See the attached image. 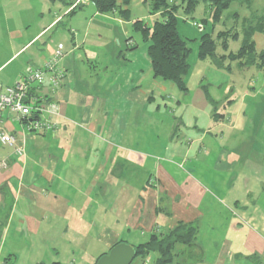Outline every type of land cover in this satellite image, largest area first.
Listing matches in <instances>:
<instances>
[{
  "label": "crops",
  "instance_id": "obj_1",
  "mask_svg": "<svg viewBox=\"0 0 264 264\" xmlns=\"http://www.w3.org/2000/svg\"><path fill=\"white\" fill-rule=\"evenodd\" d=\"M37 1L26 0L18 11L0 0V84L14 86L59 49L66 80L55 92L47 85L40 91L55 106L54 114L43 115L54 130L30 133L17 116L0 111V131L24 148L20 156L0 145V264H9L12 251L49 240L61 246L62 258L82 252L70 264H93L96 246L105 252L130 238L140 242L134 246L145 244L180 223L196 228L195 245L177 246L170 264H264V168L258 161L264 156L256 159L264 146L261 123L248 121L243 102L230 97L220 104L201 83L191 92L187 76L182 95L194 94L173 104L166 90H181L153 76L147 47L124 37L120 53H77L84 22L72 19L70 40L62 35L57 43L47 35L61 16L33 29L23 19L35 13ZM92 4L82 0L79 10ZM94 9L96 17L126 21ZM143 14L137 20L148 17ZM93 24L94 18L83 32ZM252 165L259 166V178L247 175ZM147 259L155 264L158 254Z\"/></svg>",
  "mask_w": 264,
  "mask_h": 264
},
{
  "label": "rangeland",
  "instance_id": "obj_2",
  "mask_svg": "<svg viewBox=\"0 0 264 264\" xmlns=\"http://www.w3.org/2000/svg\"><path fill=\"white\" fill-rule=\"evenodd\" d=\"M85 1V0H84ZM130 3L128 5V9L130 10V21L126 20L124 25L108 21L107 18L102 16H95V5H89L82 10H77L75 13L69 14L66 13V10H73L74 6L77 4H82V0H47V1H37V10L34 12H27L23 15V19L29 21L32 24V29L35 28L36 25L44 22L47 18L55 19L59 16L62 17V22L57 28L51 31L47 37L52 35L53 39L57 43H62V35H64L68 40H70V26L69 23L73 19L75 24H78L79 21L84 22V31L86 32L87 25L85 23H89L94 18V24L89 28L90 30L85 34L83 30L78 29L82 35L80 39V43L82 44L81 49L79 51H91L96 50L99 53H107L111 52L110 50H116L119 53L121 51H125V39L131 38L135 40L139 47H146L147 44L142 41V35L139 33L135 27L134 19L137 20L140 17H143V10H145L146 15L148 16L145 19H141L146 25L152 26L156 19L152 18L151 10H150V0H129ZM248 2L240 3L233 2L231 6L223 12L221 19L219 22L215 23L211 14V9L207 8L204 3L199 4L194 13L191 16H186L183 10H180L178 17V32L181 37H183L191 49V54L189 56V63L191 65V70L188 75V87L191 89V92H194V89L201 83L205 85H209L210 91L216 100H224L237 99L238 102H243V105L246 109V115L248 117V121H255V119L260 122V126L258 130L260 132V136L258 138L259 143L262 142L261 147L264 146V68H260L257 66H251L248 68L239 66L238 62H231L230 60L223 61L225 68L219 67L216 62L213 61L212 58L200 60L198 50L200 45V27L196 26V23H201L202 20L208 21L206 26V32L210 33L214 39L216 40V55L217 58L222 56H228L230 53H236L243 42V31L244 26L247 21L253 20V24L256 25L258 23L259 18L261 16L264 17V0H246ZM72 2V6L70 8L63 5V3ZM122 4L124 0H118ZM7 5L9 7H17V10L22 11L24 6L28 4L26 0H6ZM142 6H141V5ZM34 5V3H33ZM8 8V7H7ZM77 8H80L77 6ZM92 8V9H91ZM16 9V8H15ZM16 10V11H17ZM92 10V11H91ZM13 11V10H12ZM82 11V12H81ZM14 12V11H13ZM41 13L44 14V19H41ZM69 14V15H68ZM84 14V15H81ZM235 14L237 16L235 17ZM107 17H110L109 14H101ZM142 15V16H141ZM82 17V18H81ZM36 21V22H35ZM105 24V26H98V24ZM264 25V20L263 24ZM113 30V32H108ZM232 30L235 33H238V38L228 37L227 40H218L219 34L222 32H226ZM77 31V30H76ZM125 32V34H124ZM86 35V36H85ZM100 35L103 36L100 39ZM55 36V37H54ZM113 36L116 37L114 40ZM125 37V39H124ZM257 53L260 55L264 51V31H258L255 35ZM44 38L42 41H45ZM118 40V41H117ZM101 44V45H100ZM226 45V47H225ZM40 44H37L35 48H39ZM230 68L228 69V67ZM104 71L105 68H102ZM112 73L109 72L108 76ZM182 91L178 89L166 90L165 95L167 99L173 104L176 103L178 99H189L192 97L194 93H190L189 97L186 95H182ZM183 96V97H182ZM224 102H220L222 104ZM226 103V101H225ZM220 110V109H219ZM227 110V108L225 109ZM225 110H220L219 112H224ZM252 126V124H251ZM168 129V128H166ZM251 130V129H250ZM249 130V131H250ZM263 134V136L261 135ZM258 152V151H257ZM258 156L261 158L264 156L260 155V151L256 155V159ZM247 157V156H245ZM248 158V157H247ZM260 166L264 168V159L258 160ZM253 167L255 165H252ZM259 166H255V170L252 172H248V176L250 174L259 178L258 172L256 168ZM254 179V178H253ZM129 244L140 243L136 240L130 238ZM53 242L49 240V245L44 244L43 246L38 244V246L31 247L30 249L24 248L16 251H12L6 256V260L9 264H54L56 261L61 262L62 264H70V259L78 258L81 256L82 252L75 253V257L70 255V258H62L64 254L63 250H61V246L58 248ZM55 245V246H54ZM43 247V250L39 248ZM95 247V246H94ZM58 248L57 251L54 252L53 249ZM99 249L98 246L90 250V255L93 254V263L96 262L97 257L103 253L97 252ZM109 250H105L108 252ZM104 252V253H105ZM79 254V255H78ZM55 257H58L55 259ZM54 259V260H53ZM54 261V262H53ZM148 261V259H147ZM136 262V261H135ZM134 262V263H135ZM149 264V262H146ZM74 264V262H72Z\"/></svg>",
  "mask_w": 264,
  "mask_h": 264
},
{
  "label": "trees",
  "instance_id": "obj_3",
  "mask_svg": "<svg viewBox=\"0 0 264 264\" xmlns=\"http://www.w3.org/2000/svg\"><path fill=\"white\" fill-rule=\"evenodd\" d=\"M93 3L98 12L101 14L117 13L121 19L130 21V10L128 5L129 0H124L122 4L118 0H86ZM151 15L159 14L160 17L156 19L152 26L146 25L142 20H135L134 27L141 33L142 41L147 44L148 56L150 59L153 76L156 79L170 82L178 87L182 92L187 91L186 77L188 76L191 65L189 63V56L191 49L187 41L180 36L178 32V13L183 10L186 16H191L196 7L204 3L206 7L211 9V14L215 23L219 22L224 11H226L233 2H248L246 0H150ZM249 3V2H248ZM64 5L68 8L72 6V2H66ZM77 6L82 7V4L74 6L70 13L76 12ZM237 14H235V17ZM264 17L259 18V22L253 24V20L247 21L243 31L242 46L236 53H230L228 56L217 58L216 55V40L214 37L206 32L207 19L202 20L201 23H196V26L201 25L203 28L200 30L201 38L199 45V58L205 60L212 58L219 67L225 68L223 61L230 60L231 62H238L241 67L257 66L264 68V51L258 55L255 35L258 31H264L263 24ZM200 29V28H199ZM74 32V31H73ZM239 34L232 30L222 32L219 34L218 40H227L228 37L238 38ZM136 45L130 47L133 49ZM226 47V45H225ZM230 66L228 67V69ZM63 71V70H62ZM64 72V71H63ZM65 73V72H64ZM66 77V74H65ZM46 85L33 84L28 91V103L33 98L37 97L39 103L46 104L48 97L41 96V90ZM51 92L57 91L51 86L47 85ZM10 87V86H4ZM216 108L217 103L214 102ZM219 115V114H218ZM223 116V114H220ZM196 228L192 225L180 223L174 230L165 234L163 238L152 236L149 242L145 244L136 245L137 256L132 264H146L147 258L152 253L158 254V259L155 264H170L174 261L176 247L183 245L187 248L194 246L196 238ZM124 241H119L121 243ZM117 243V244H118ZM105 253H102L96 260L97 261ZM194 254H191V258ZM199 259V257H198ZM136 261V262H135ZM135 262V263H134ZM62 264V263H56Z\"/></svg>",
  "mask_w": 264,
  "mask_h": 264
},
{
  "label": "built area",
  "instance_id": "obj_4",
  "mask_svg": "<svg viewBox=\"0 0 264 264\" xmlns=\"http://www.w3.org/2000/svg\"><path fill=\"white\" fill-rule=\"evenodd\" d=\"M81 1V0H80ZM200 30L203 28L199 25ZM64 57L62 50H57L49 61L42 67L29 70L22 81L14 86L4 87L0 84V111H9L17 116L27 126L30 133H41L54 130L56 124L51 120L43 118L45 113H55L54 105L39 103L37 97L30 103L29 88L33 85H49L59 90L65 83V73L58 67V62ZM0 145L3 147L14 148L20 156L24 153L23 147H17V138L14 135L0 131Z\"/></svg>",
  "mask_w": 264,
  "mask_h": 264
},
{
  "label": "water",
  "instance_id": "obj_5",
  "mask_svg": "<svg viewBox=\"0 0 264 264\" xmlns=\"http://www.w3.org/2000/svg\"><path fill=\"white\" fill-rule=\"evenodd\" d=\"M137 256L134 245L121 242L114 245L96 264H132Z\"/></svg>",
  "mask_w": 264,
  "mask_h": 264
}]
</instances>
